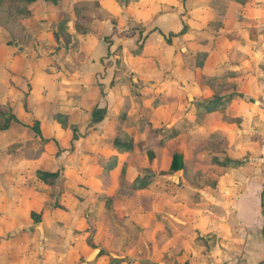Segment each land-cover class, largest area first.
I'll return each mask as SVG.
<instances>
[{
    "label": "clouds",
    "instance_id": "1",
    "mask_svg": "<svg viewBox=\"0 0 264 264\" xmlns=\"http://www.w3.org/2000/svg\"><path fill=\"white\" fill-rule=\"evenodd\" d=\"M0 264H264V0H0Z\"/></svg>",
    "mask_w": 264,
    "mask_h": 264
}]
</instances>
